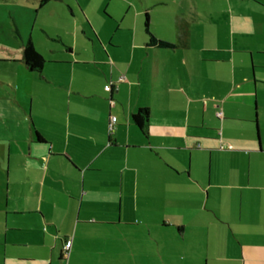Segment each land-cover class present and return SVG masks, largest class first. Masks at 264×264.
Segmentation results:
<instances>
[{
    "label": "crops",
    "instance_id": "0c3cea01",
    "mask_svg": "<svg viewBox=\"0 0 264 264\" xmlns=\"http://www.w3.org/2000/svg\"><path fill=\"white\" fill-rule=\"evenodd\" d=\"M49 1L0 37V264H264V0Z\"/></svg>",
    "mask_w": 264,
    "mask_h": 264
},
{
    "label": "rangeland",
    "instance_id": "374dc122",
    "mask_svg": "<svg viewBox=\"0 0 264 264\" xmlns=\"http://www.w3.org/2000/svg\"><path fill=\"white\" fill-rule=\"evenodd\" d=\"M79 2H81L86 11H95V13H98V16H101L102 13H109L111 8L118 10V12L123 9L121 0H79ZM53 10L56 12L64 10L67 15L70 14L65 2L49 1L39 6L38 0H0V24L3 25L2 29L4 30V32H0V37L4 39L6 35L10 36V33H12L11 30L14 24L12 18L17 20L20 27L24 30H28L32 26L36 31L42 25L47 27L53 26L55 20H57L50 15V11ZM103 20L106 28H118L113 24L114 20L111 23L106 18Z\"/></svg>",
    "mask_w": 264,
    "mask_h": 264
},
{
    "label": "trees",
    "instance_id": "16d2710c",
    "mask_svg": "<svg viewBox=\"0 0 264 264\" xmlns=\"http://www.w3.org/2000/svg\"><path fill=\"white\" fill-rule=\"evenodd\" d=\"M146 33H148L149 36V42L152 46H156L159 48H173L175 47L174 43H169L167 41H164L162 39L154 37L148 29H146ZM23 58L25 61V64L30 69L33 70H41L43 64H44V58L42 57L41 54L37 52L35 49L34 45L32 44L30 39H27L23 43ZM147 116H148V111L145 108L138 109V111L135 114H132V122L135 123L137 127L141 130L143 134L147 133Z\"/></svg>",
    "mask_w": 264,
    "mask_h": 264
},
{
    "label": "built area",
    "instance_id": "2783aa9c",
    "mask_svg": "<svg viewBox=\"0 0 264 264\" xmlns=\"http://www.w3.org/2000/svg\"><path fill=\"white\" fill-rule=\"evenodd\" d=\"M218 115H220V113H218ZM109 121H110V122H109V129H111V128H112V125H113L114 122L116 121V120H115V116H111ZM70 245H71V241H70L69 239L66 240V241L64 242V245H63V250H64V251H67V250L69 249Z\"/></svg>",
    "mask_w": 264,
    "mask_h": 264
}]
</instances>
